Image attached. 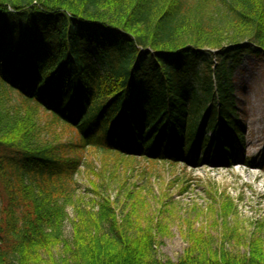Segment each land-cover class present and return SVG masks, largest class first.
I'll return each mask as SVG.
<instances>
[{
	"label": "trees",
	"instance_id": "16d2710c",
	"mask_svg": "<svg viewBox=\"0 0 264 264\" xmlns=\"http://www.w3.org/2000/svg\"><path fill=\"white\" fill-rule=\"evenodd\" d=\"M263 55L264 0H0V264H264L263 229L243 236L228 194L206 207L217 236L196 227L198 203L178 216L170 191L192 190L191 170L172 173L152 211L144 186H120L122 203L102 181L87 203L76 194L86 148L191 169L243 163L231 79ZM175 223L188 245L162 260Z\"/></svg>",
	"mask_w": 264,
	"mask_h": 264
},
{
	"label": "rangeland",
	"instance_id": "374dc122",
	"mask_svg": "<svg viewBox=\"0 0 264 264\" xmlns=\"http://www.w3.org/2000/svg\"><path fill=\"white\" fill-rule=\"evenodd\" d=\"M244 58L242 65L232 76L231 89L238 112L237 121L244 133L245 157L243 159L245 161L243 163L245 164L237 163L233 167L215 168L204 165L191 169L183 163L151 162L140 157L135 159H117L113 155L106 157L101 151L86 148L84 162L93 164L83 166L76 175V194L80 201L83 200L85 204L92 197H96L90 190L91 180L107 184L105 192L112 197L118 196L119 203H122L124 199L122 191L126 188L132 189L134 184L136 190L144 186L157 198L160 197L162 188L165 185L169 186V181L174 176L172 173H180L185 168L187 172L191 170L196 179L192 183L194 184L192 190L182 197L176 195V187L170 191L173 194V200L181 203L178 216L187 217L186 214L192 212L190 209L198 203L205 211V215L197 216L196 227H205L217 236L222 232V226L219 224L221 220L215 223L216 216L209 213L206 207L213 203L216 206L215 200H220L218 195L225 193L234 199L236 209V213L229 216L228 220L231 224H235L243 236L259 234L263 229L261 231L264 238V227L259 226L262 221L264 222V55L262 58L250 56ZM43 115L40 113V116L45 119ZM68 133L69 130L65 129V137H69ZM234 145H237L236 142ZM144 170L153 171V173L144 174ZM124 185L126 188L119 190L120 186ZM156 198L148 193L147 199L150 204L147 209L150 211L162 205ZM67 215L69 218L64 225V238L68 240L72 234L71 221L74 217L72 206L67 208ZM179 226V223H175L171 227L172 236L164 238L163 245L159 247L158 255L162 260L170 259L175 262L183 255L188 244L179 233ZM227 248L236 250L234 242L229 243ZM238 252H244V248H238ZM53 255L55 258L63 255L62 246L53 248Z\"/></svg>",
	"mask_w": 264,
	"mask_h": 264
}]
</instances>
